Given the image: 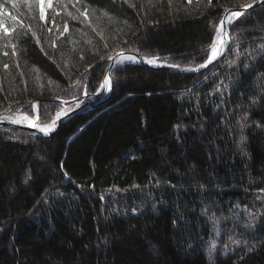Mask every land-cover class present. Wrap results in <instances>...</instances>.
Returning a JSON list of instances; mask_svg holds the SVG:
<instances>
[{
  "label": "trees",
  "instance_id": "trees-1",
  "mask_svg": "<svg viewBox=\"0 0 264 264\" xmlns=\"http://www.w3.org/2000/svg\"><path fill=\"white\" fill-rule=\"evenodd\" d=\"M13 1L3 116L97 94L124 52L199 68L224 15L258 0H75L46 21ZM230 29L208 72L122 66L110 99L51 137L0 128V264H264V6Z\"/></svg>",
  "mask_w": 264,
  "mask_h": 264
},
{
  "label": "water",
  "instance_id": "water-1",
  "mask_svg": "<svg viewBox=\"0 0 264 264\" xmlns=\"http://www.w3.org/2000/svg\"><path fill=\"white\" fill-rule=\"evenodd\" d=\"M262 6H264V0H258L256 2H254L250 7L247 6V7H243V8H233V9L229 10L224 15L219 28H221V26H222V34L227 36L226 41H225V46L222 49V52H221L222 54L218 58L212 60L211 62L208 61L205 64L206 65L205 67L192 68V69L191 68H178V67L176 68V67H171V66L156 67V66H153V65L147 63L146 62L147 59L142 57L141 55H139L137 53L129 52V53H123V55L124 56L133 55L136 57V60H137V62L135 64H139V65H142V66L154 69V70H166V71L181 74V75H195V74H201V73L208 72L209 70H211L216 65L222 63L226 59V57L230 51L231 44H232V34H231V29H230L231 25L234 22H236L238 19H240L243 15L247 14L249 11H252V10L257 9L259 7H262ZM232 12H240L241 15L238 18L233 17L232 22L229 23V21L226 17L230 16ZM120 57H121V55H119V56H117L111 60L109 68L107 70V76L108 77L111 78L112 72L115 68H117L119 66L130 64V63H126V64L118 63ZM113 89H114V87L112 84L111 94L113 92ZM100 95H101V93H99L97 96H100ZM42 102H57V103L62 104L61 101L56 100V99H50V98H46V99L39 101V103H42ZM82 110H83V108L79 107V108H76L73 111L69 112L66 116H64L63 118H61L57 121L53 130L51 128V129H48L47 132L41 131L40 129H37L35 127L25 126V125H21V124H17V123L13 124L11 121H7V120H0V128H10V127L21 128V129H24L27 131H31L32 133H34L38 137L48 138V137L54 135L58 131V129L62 126V124H64L68 120L72 119L74 116L79 114ZM12 117L17 118L15 116H12Z\"/></svg>",
  "mask_w": 264,
  "mask_h": 264
},
{
  "label": "rangeland",
  "instance_id": "rangeland-1",
  "mask_svg": "<svg viewBox=\"0 0 264 264\" xmlns=\"http://www.w3.org/2000/svg\"><path fill=\"white\" fill-rule=\"evenodd\" d=\"M19 1H21L20 4H18ZM14 2H15V6L16 5H20L22 7V5H26L27 7H26L25 11H27V8L31 10V8L29 7V4L26 3L25 0H14L12 2L13 5H14ZM32 2L34 3L35 0H32ZM40 4H41V7L44 9V19H42V20L46 21L47 18H48L49 12L54 10L56 7H61L64 10H68V9L73 8L74 6H76L77 3L75 2V0H40ZM37 9H38V12L40 14V9L39 8H37ZM60 12L61 11H59L58 13H60ZM4 13L6 15H10V12H7V13L4 12ZM72 15H73V13H72ZM84 18L86 20H89V15H86ZM90 26L92 27L91 24H90ZM58 27H60V26H58ZM2 29H4L6 31V33H8V31H9L8 28H6L5 25L2 26ZM67 29H68V27L65 29V32H67ZM116 47H118V46H116ZM220 52H221V49H220ZM126 63H134V62H127L126 61V62H124L122 64H126ZM106 77L107 76L105 75V78ZM112 83H113V76H112ZM52 87H53V85H52ZM59 91H61V90L59 89ZM110 91H111V88H110V90L109 89L102 90V93H101V97H103L102 101H106L107 100V98L110 96ZM85 93L80 99H77V100H73V101H69V102H66V101L62 100L64 102V105L62 106V110L55 117V119L53 121L56 122L63 114H65V112H67L69 109L71 111L75 107H77V108L82 107L83 108V110L80 112V114L85 113L86 111H89L92 108H94L96 106V104H97V101H95L96 100V98H95L96 95L91 96L87 92H85ZM50 95H55V93L54 94H50ZM31 113L32 114L25 113L23 111H18V112H15V113H12V114L6 115V116H15V117H22V118L23 117H27L29 119H32L34 121V123H35L36 128L40 129V130H41V128H43L45 126H49V125L52 126L53 125V121L51 123H48V122L44 121L41 118V115H40L41 114L40 104H38V102H34L32 104ZM13 124H16V123H13ZM21 125H23V124H21ZM49 129H50V127H49Z\"/></svg>",
  "mask_w": 264,
  "mask_h": 264
},
{
  "label": "snow or ice",
  "instance_id": "snow-or-ice-1",
  "mask_svg": "<svg viewBox=\"0 0 264 264\" xmlns=\"http://www.w3.org/2000/svg\"><path fill=\"white\" fill-rule=\"evenodd\" d=\"M26 3L29 4L30 8H39L40 9V19H44V9L41 7L40 4V0H35V2L33 3L32 0H25ZM209 4H211V0H208ZM14 6H15V2H14ZM249 7L251 5H248ZM85 11H87V9H85ZM68 15H72V13H68ZM241 15L240 12H232L230 16L226 17L229 21V23L232 22V18L233 17H239ZM78 17L73 16V19H77ZM12 19L15 21L16 17H12ZM4 21L2 19H0V27L3 26ZM67 28V24H65V29ZM35 35V33H33ZM221 36H222V26L221 28H218L216 30V39L215 41L211 44V56L208 57L209 62H211L212 60L216 59L219 55H221L222 53L220 52L219 48L223 47V43L221 41ZM219 45V48H218ZM13 48H15V45H13ZM7 53H5L6 55ZM14 54V53H13ZM124 61H129V62H135L136 61V57L133 55H128V56H124L123 54H121L120 60L118 61V63L120 62H124ZM149 64L155 63L156 62V58H151V59H147L146 61ZM175 67H179V65H174ZM206 65H201V67H205ZM245 67L247 68L248 66L245 65ZM4 68L7 69L8 65L4 64ZM102 89H109L111 88V81L106 77L103 81V84L101 85ZM86 94V93H85ZM23 119H27V117H24ZM0 120H7V121H11L12 123H20L21 122V118L17 117V118H13L12 116H3L0 115ZM55 123V121H53V124ZM49 126H45L43 128H41V131H45L47 132ZM243 139V137H242ZM133 211H135V209H133ZM209 219H213L214 224L217 223L218 221L215 220L214 217H209ZM249 226H253L255 225V220L253 221H248L246 222ZM258 227V225H256ZM249 251H251V249H249Z\"/></svg>",
  "mask_w": 264,
  "mask_h": 264
},
{
  "label": "bare ground",
  "instance_id": "bare-ground-1",
  "mask_svg": "<svg viewBox=\"0 0 264 264\" xmlns=\"http://www.w3.org/2000/svg\"><path fill=\"white\" fill-rule=\"evenodd\" d=\"M226 38H227V36H225L224 34H222V36H221V41H222V43H223V47L225 46V41H226ZM222 47V48H223ZM218 48H219V45H218ZM222 48H219V50L221 49L222 50ZM120 60V59H119ZM124 62H126V61H124ZM124 62H120V64H122V63H124ZM127 62H129V61H127ZM135 62H137V60L135 61ZM75 109V108H74ZM70 111V109L67 111V112H65V114H63L62 116H65L68 112ZM73 111V110H72ZM75 117V116H74ZM19 118H21V122L20 123H17V124H23V125H27V126H30V127H36L35 126V123H34V121L32 120V119H29V118H27V119H23L22 117H19ZM39 128V127H38Z\"/></svg>",
  "mask_w": 264,
  "mask_h": 264
}]
</instances>
